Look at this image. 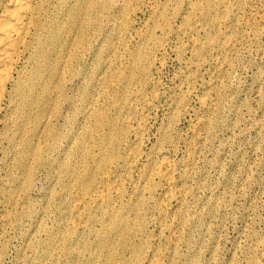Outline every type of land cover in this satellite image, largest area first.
Instances as JSON below:
<instances>
[{
  "label": "bare ground",
  "instance_id": "6f19581e",
  "mask_svg": "<svg viewBox=\"0 0 264 264\" xmlns=\"http://www.w3.org/2000/svg\"><path fill=\"white\" fill-rule=\"evenodd\" d=\"M244 11L255 16L249 0H0V264H176L180 243L197 264L200 239L190 237L223 204L200 198L201 185L176 187L195 177L190 153L174 178L171 123L144 154L154 109L146 89L173 36L185 65L189 52L213 80L232 69ZM140 12L148 18L136 29ZM197 79H185L177 118ZM212 89L198 98L203 114L218 111ZM213 124L196 117L191 151ZM156 229L168 234L157 254Z\"/></svg>",
  "mask_w": 264,
  "mask_h": 264
},
{
  "label": "rangeland",
  "instance_id": "374dc122",
  "mask_svg": "<svg viewBox=\"0 0 264 264\" xmlns=\"http://www.w3.org/2000/svg\"><path fill=\"white\" fill-rule=\"evenodd\" d=\"M249 5L255 16L251 17L248 11L240 15L242 27L236 34L232 69L228 68L213 80V67L205 65L198 71L196 60L189 52L183 55L190 63L185 65L173 53L180 43L173 36L164 57H158L162 58L163 67L152 70L151 83L146 89L147 97L154 98V109L150 114L149 129L142 137L144 154L155 148L160 130L171 123L174 128L171 137L176 138V150L170 152L176 164L174 178L177 180L185 169L190 153V169L195 177L186 184L177 182L176 187L201 185L205 191L200 190V198H211L223 204L219 209L202 214L201 226L190 237L192 242L200 239L195 247H191L197 256V264H264V130L262 133L257 130V124L264 122V0H249ZM147 18L146 13L140 12L136 17V29H140ZM243 24H248L246 29ZM178 25V20H172V29ZM155 36L161 37V33L157 31ZM181 43L188 45L185 39ZM194 76L198 79L188 102L189 112L177 118L173 108L185 94V79ZM210 83L218 111L203 114L198 98L207 91ZM202 115L213 119L214 124L201 148L191 151L189 144L194 141L191 132L196 117ZM144 164L145 160L142 161ZM206 189L213 190L214 194ZM174 208L171 203L170 209ZM197 211H200L199 207L190 210L189 218ZM166 235L159 229L149 232L150 245L156 254L164 252ZM19 247L20 243L14 240L11 250ZM180 247L183 260L176 264H187L189 249L183 243ZM168 261L165 260L166 264Z\"/></svg>",
  "mask_w": 264,
  "mask_h": 264
}]
</instances>
